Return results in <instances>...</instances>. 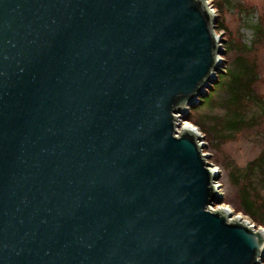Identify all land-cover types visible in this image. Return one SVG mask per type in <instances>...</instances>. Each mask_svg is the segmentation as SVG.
<instances>
[{"label":"water","instance_id":"obj_1","mask_svg":"<svg viewBox=\"0 0 264 264\" xmlns=\"http://www.w3.org/2000/svg\"><path fill=\"white\" fill-rule=\"evenodd\" d=\"M209 0H0V264H263L179 119L223 71Z\"/></svg>","mask_w":264,"mask_h":264},{"label":"rangeland","instance_id":"obj_2","mask_svg":"<svg viewBox=\"0 0 264 264\" xmlns=\"http://www.w3.org/2000/svg\"><path fill=\"white\" fill-rule=\"evenodd\" d=\"M209 1L218 19L222 18L228 29L225 32L217 30L222 39L221 43L224 51L221 57L226 60L223 66L228 70L232 66L231 61L236 53L241 52V49H243L246 57H249L250 61H254L256 64L255 97L247 102L244 112L245 124L239 130L219 129V134L224 135L222 141L213 142L209 135H204V131L199 125L194 121H188L191 109L187 115L179 119V123H181V126H195V129L197 128L199 133L204 136L203 141L206 146L203 150L206 154H209L207 160L212 163L213 168H218L220 171V176L216 181L223 193L222 204L224 206H221V204L218 206L217 204L214 208L217 206L229 207L230 210H234L233 214L236 217L238 212L241 213V210L244 209L242 208L239 190L231 179L230 167L245 168L251 161L264 155V39H257L254 27L257 23L264 22V0H221L223 2V11L221 12H218L217 8L213 6L220 0ZM231 40H235L236 50L229 51L226 49V44ZM217 93L225 95V92L220 89ZM197 110L199 119L202 120L205 115L213 117L214 122L217 119H224L227 112V109L221 106L220 103H216L211 108L203 106ZM208 120L210 121V119ZM223 121L226 122V120ZM211 123L213 121L209 122V124ZM258 175L264 177L260 169ZM248 218L250 219V217Z\"/></svg>","mask_w":264,"mask_h":264},{"label":"trees","instance_id":"obj_3","mask_svg":"<svg viewBox=\"0 0 264 264\" xmlns=\"http://www.w3.org/2000/svg\"><path fill=\"white\" fill-rule=\"evenodd\" d=\"M215 4L213 6L217 8L218 12L223 11V2L221 0ZM254 27L257 39H264V22L257 23ZM217 30H228L222 18L216 20ZM228 42L226 49L229 51L236 50L235 40ZM241 50L232 59V66L228 70L226 68V72L222 71L218 74L217 81L207 91V95L201 98V103L190 110L188 121H194L199 125L204 134L206 136L209 135L213 142L222 141L224 138L223 134H219V129L237 131L245 124L244 112L247 102L255 97L256 64L254 61L251 62L249 57H246L243 49ZM219 89L225 92L224 96L217 93ZM216 103H220L221 106L227 109L224 119H215L216 122H214L213 117L205 115L202 120L199 119L198 108L203 106L211 108ZM208 119L213 121V123L209 124L210 121ZM223 120H226V122ZM230 169L231 179L239 190L242 208L244 209L241 211L256 223L264 226V177L258 175L259 169L264 174V155L251 161L245 168L231 166Z\"/></svg>","mask_w":264,"mask_h":264},{"label":"bare ground","instance_id":"obj_4","mask_svg":"<svg viewBox=\"0 0 264 264\" xmlns=\"http://www.w3.org/2000/svg\"><path fill=\"white\" fill-rule=\"evenodd\" d=\"M220 57H221V55H220ZM187 124H188V123H187ZM184 126H185V127H186V126H188V127L190 126V127H193V128L195 129V126H191V125H184ZM219 204H220V203H219ZM219 204H218V205H219ZM221 208H225V207H221Z\"/></svg>","mask_w":264,"mask_h":264}]
</instances>
